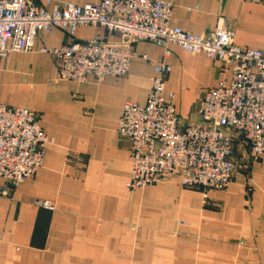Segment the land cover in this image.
<instances>
[{
    "label": "crops",
    "instance_id": "0c3cea01",
    "mask_svg": "<svg viewBox=\"0 0 264 264\" xmlns=\"http://www.w3.org/2000/svg\"><path fill=\"white\" fill-rule=\"evenodd\" d=\"M50 1L47 11L56 3L99 0ZM163 1L172 6L173 27L208 35L220 25L236 46L264 49V2ZM94 36L118 39L83 27L74 40ZM70 41L61 30L40 33L31 52L0 63V104L33 112L53 141L22 184L8 188L0 178L7 190L0 195V264H264V156L240 159L223 191L184 189L177 176L127 191L131 160L116 133L118 120L125 102L145 103L162 49L138 43L126 76L76 84L57 81L55 64L37 51ZM166 64L165 90L175 96L177 116L184 125L198 123L199 99L215 87L220 64L175 46ZM12 73L21 83L17 91ZM197 84L201 90L191 92ZM38 201L52 203L54 211L37 207Z\"/></svg>",
    "mask_w": 264,
    "mask_h": 264
},
{
    "label": "built area",
    "instance_id": "2783aa9c",
    "mask_svg": "<svg viewBox=\"0 0 264 264\" xmlns=\"http://www.w3.org/2000/svg\"><path fill=\"white\" fill-rule=\"evenodd\" d=\"M259 4L264 0H242ZM50 0H0V63L12 53H29L40 33L63 31L71 41L58 48H39L56 66V80L84 84L89 78L127 75L141 42L162 49L153 66L143 105L123 104L116 133L129 150V192L177 176L184 189L223 191L239 160L264 156V49L236 46L232 33L217 26L208 35L184 32L170 24L172 6L163 0H99L81 6ZM100 28L118 37L109 42L94 36L74 40L78 28ZM189 55L203 54L220 64L214 88L198 102V123L184 125L177 116L174 94L166 92L170 47ZM145 61V59H143ZM24 108L0 104V178L14 188L42 165L44 147L52 144ZM0 195L7 190L0 188ZM36 206L54 211L48 201Z\"/></svg>",
    "mask_w": 264,
    "mask_h": 264
},
{
    "label": "rangeland",
    "instance_id": "374dc122",
    "mask_svg": "<svg viewBox=\"0 0 264 264\" xmlns=\"http://www.w3.org/2000/svg\"><path fill=\"white\" fill-rule=\"evenodd\" d=\"M12 75L13 76H15V82H14V79L12 80L13 82H14V87H15V90L17 91V89L19 88V87H21V83H20V80H19V77H18V74H16V73H12ZM201 87H202V85L201 84H197L195 87H193V88H190V91L191 92H197L198 90H201ZM19 91H21V90H19ZM239 163H240V161H239Z\"/></svg>",
    "mask_w": 264,
    "mask_h": 264
}]
</instances>
